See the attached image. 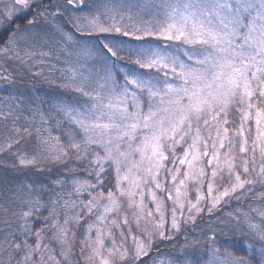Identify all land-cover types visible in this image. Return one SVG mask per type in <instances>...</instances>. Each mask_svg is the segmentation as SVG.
Here are the masks:
<instances>
[{
  "label": "rangeland",
  "instance_id": "rangeland-1",
  "mask_svg": "<svg viewBox=\"0 0 264 264\" xmlns=\"http://www.w3.org/2000/svg\"><path fill=\"white\" fill-rule=\"evenodd\" d=\"M69 1L0 48V264H264V0Z\"/></svg>",
  "mask_w": 264,
  "mask_h": 264
},
{
  "label": "trees",
  "instance_id": "trees-1",
  "mask_svg": "<svg viewBox=\"0 0 264 264\" xmlns=\"http://www.w3.org/2000/svg\"><path fill=\"white\" fill-rule=\"evenodd\" d=\"M66 3H70L69 0H64ZM53 2V0H45L41 2L38 5H34L30 8V11L27 13L25 16H18L15 18L3 31L0 33V48H2L4 45L7 44L9 41L11 35L16 32L18 29H24L28 22L33 18L34 13L36 10H39L43 7H46L49 5V3ZM238 148V147H237ZM231 178L226 179L225 182L227 181L228 183L233 180V175L231 174ZM114 183H115V176L113 170L109 169L106 171L104 174V181L99 187V191H102L103 193H109L114 189ZM258 191V189L256 188ZM252 201V196L249 197L245 202ZM218 211L215 213V216L219 215V212L222 213V211L226 212V206H223ZM189 233V236H192L194 233L192 232L191 229L188 230V232L184 233L187 234ZM188 235V234H187ZM208 235L210 236V233L208 232ZM236 235V234H235ZM229 243H220L218 245L219 249L221 252H227L231 254L232 256L241 259L245 261L247 264H261L260 256L258 254V251L256 248L253 246H250L249 244H246L245 239L239 238V236H232ZM155 250L154 251H160V250H166L169 248H175L173 245L167 244L166 241H160L157 244L154 245Z\"/></svg>",
  "mask_w": 264,
  "mask_h": 264
}]
</instances>
